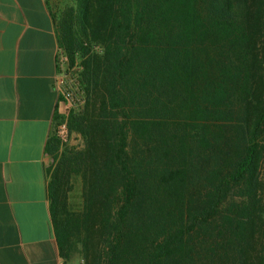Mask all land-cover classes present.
Wrapping results in <instances>:
<instances>
[{
    "label": "trees",
    "instance_id": "trees-1",
    "mask_svg": "<svg viewBox=\"0 0 264 264\" xmlns=\"http://www.w3.org/2000/svg\"><path fill=\"white\" fill-rule=\"evenodd\" d=\"M51 11L83 96L45 148L62 264H264V0Z\"/></svg>",
    "mask_w": 264,
    "mask_h": 264
},
{
    "label": "crops",
    "instance_id": "crops-1",
    "mask_svg": "<svg viewBox=\"0 0 264 264\" xmlns=\"http://www.w3.org/2000/svg\"><path fill=\"white\" fill-rule=\"evenodd\" d=\"M51 0H0V264H62L45 148L67 105Z\"/></svg>",
    "mask_w": 264,
    "mask_h": 264
},
{
    "label": "built area",
    "instance_id": "built-area-1",
    "mask_svg": "<svg viewBox=\"0 0 264 264\" xmlns=\"http://www.w3.org/2000/svg\"><path fill=\"white\" fill-rule=\"evenodd\" d=\"M62 55H60V52L58 53V74L56 78V85L59 90V94L62 97V100L67 105V112L83 101V96L79 91V84L76 82V79L74 75H70V73H67L62 68ZM66 112V114H67ZM66 129V123L63 122L59 125V130H65Z\"/></svg>",
    "mask_w": 264,
    "mask_h": 264
},
{
    "label": "rangeland",
    "instance_id": "rangeland-1",
    "mask_svg": "<svg viewBox=\"0 0 264 264\" xmlns=\"http://www.w3.org/2000/svg\"><path fill=\"white\" fill-rule=\"evenodd\" d=\"M60 0H51V5L55 4L56 2H59ZM61 58H62V68L65 72L70 73V75H73L74 73L72 72V70H68L66 68V59L64 58L61 50H59ZM75 76V75H74ZM58 132L62 137V141L64 142V144L67 145H72V146H80L81 145V138L78 134L76 133H71V134H67L66 129L65 130H59V126H58ZM72 198L71 201L73 203V207L76 206V203L78 202V193L76 192V189H74L72 191ZM67 264H83L82 258L80 257V255L78 253H75L74 256L72 257L71 260L68 261Z\"/></svg>",
    "mask_w": 264,
    "mask_h": 264
}]
</instances>
